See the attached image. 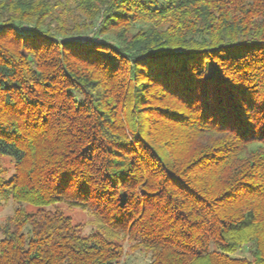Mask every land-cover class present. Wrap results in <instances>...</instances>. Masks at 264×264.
<instances>
[{"label": "trees", "instance_id": "obj_1", "mask_svg": "<svg viewBox=\"0 0 264 264\" xmlns=\"http://www.w3.org/2000/svg\"><path fill=\"white\" fill-rule=\"evenodd\" d=\"M10 200L0 264H264V0H0Z\"/></svg>", "mask_w": 264, "mask_h": 264}, {"label": "rangeland", "instance_id": "obj_2", "mask_svg": "<svg viewBox=\"0 0 264 264\" xmlns=\"http://www.w3.org/2000/svg\"><path fill=\"white\" fill-rule=\"evenodd\" d=\"M68 206L64 205L63 208L66 209ZM15 209V203L13 201H8L7 203H4L3 206L0 207V225L4 223V221L13 214V211ZM70 213L73 216V219L78 224L83 225L84 230L86 232H89L92 229V218L88 213H84L81 210L74 209L70 211ZM128 245H126V251H128ZM130 252V251H129ZM149 258L146 257L141 252H130L126 255V257L123 259L121 264H148Z\"/></svg>", "mask_w": 264, "mask_h": 264}]
</instances>
